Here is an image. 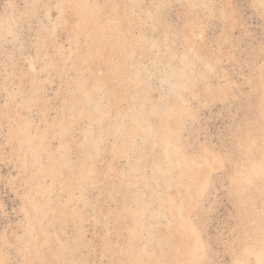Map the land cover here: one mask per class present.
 Listing matches in <instances>:
<instances>
[{"label": "rangeland", "instance_id": "1", "mask_svg": "<svg viewBox=\"0 0 264 264\" xmlns=\"http://www.w3.org/2000/svg\"><path fill=\"white\" fill-rule=\"evenodd\" d=\"M0 264H264V0H0Z\"/></svg>", "mask_w": 264, "mask_h": 264}, {"label": "bare ground", "instance_id": "2", "mask_svg": "<svg viewBox=\"0 0 264 264\" xmlns=\"http://www.w3.org/2000/svg\"><path fill=\"white\" fill-rule=\"evenodd\" d=\"M80 5L87 6V4H86V3H82V4H80Z\"/></svg>", "mask_w": 264, "mask_h": 264}]
</instances>
